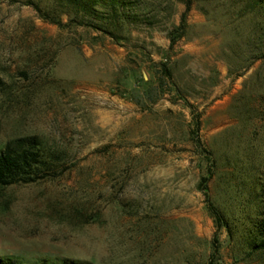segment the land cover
<instances>
[{
  "label": "rangeland",
  "instance_id": "obj_1",
  "mask_svg": "<svg viewBox=\"0 0 264 264\" xmlns=\"http://www.w3.org/2000/svg\"><path fill=\"white\" fill-rule=\"evenodd\" d=\"M127 2L85 15L68 0H0V151L37 136L63 171L0 189V257L211 264L218 234L223 264H264L249 234L264 219V11ZM197 120L232 235L198 189L211 164Z\"/></svg>",
  "mask_w": 264,
  "mask_h": 264
},
{
  "label": "trees",
  "instance_id": "obj_2",
  "mask_svg": "<svg viewBox=\"0 0 264 264\" xmlns=\"http://www.w3.org/2000/svg\"><path fill=\"white\" fill-rule=\"evenodd\" d=\"M73 7L82 14L95 15L99 12L98 8H104L110 14L117 13L121 8L126 7L130 2L127 0H68ZM253 7L264 11V0H251ZM190 4H187L186 12L183 15L180 26L175 32L183 31L186 27L187 15L190 12ZM81 14V13H80ZM112 19V18H111ZM55 22V21H53ZM175 32L170 35L171 45L173 46L177 37ZM164 72L170 76V72L164 66ZM199 121L196 122V130L193 131V139L199 153L203 155L211 164L207 173L201 177L198 189L203 192L208 205V211L214 220L217 232L226 229L230 235L233 233L231 223L225 218L222 211L211 201L209 184L213 174L214 158L213 153L207 149L199 138ZM60 156L51 154L43 141L37 136L16 138L8 141L0 151V189L14 185L35 184L49 178H55L62 174L60 171ZM249 230L252 250L264 252V219L258 218L251 222ZM213 251L210 256L211 264H223L220 259L221 243L218 234L212 242ZM0 264H18L11 258L0 257ZM41 264H92L63 259L55 263L43 262Z\"/></svg>",
  "mask_w": 264,
  "mask_h": 264
}]
</instances>
